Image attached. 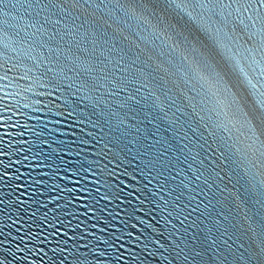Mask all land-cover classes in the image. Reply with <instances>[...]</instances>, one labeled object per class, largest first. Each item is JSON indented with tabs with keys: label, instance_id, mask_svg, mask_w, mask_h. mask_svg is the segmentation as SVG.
Wrapping results in <instances>:
<instances>
[{
	"label": "snow or ice",
	"instance_id": "snow-or-ice-1",
	"mask_svg": "<svg viewBox=\"0 0 264 264\" xmlns=\"http://www.w3.org/2000/svg\"><path fill=\"white\" fill-rule=\"evenodd\" d=\"M0 264H264V0H0Z\"/></svg>",
	"mask_w": 264,
	"mask_h": 264
}]
</instances>
